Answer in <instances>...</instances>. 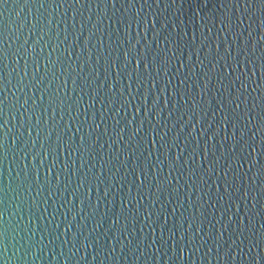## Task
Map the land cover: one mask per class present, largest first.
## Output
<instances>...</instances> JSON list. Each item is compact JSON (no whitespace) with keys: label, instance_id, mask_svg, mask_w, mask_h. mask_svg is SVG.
I'll list each match as a JSON object with an SVG mask.
<instances>
[{"label":"water","instance_id":"95a60500","mask_svg":"<svg viewBox=\"0 0 264 264\" xmlns=\"http://www.w3.org/2000/svg\"><path fill=\"white\" fill-rule=\"evenodd\" d=\"M0 53V264H264L256 0H0Z\"/></svg>","mask_w":264,"mask_h":264},{"label":"snow or ice","instance_id":"6c2138e0","mask_svg":"<svg viewBox=\"0 0 264 264\" xmlns=\"http://www.w3.org/2000/svg\"><path fill=\"white\" fill-rule=\"evenodd\" d=\"M78 2H79V0H78ZM145 2H147V0H145ZM256 2L260 5V8L262 10H264V0H256ZM251 6L252 5L249 4V7H251ZM137 43H139V41H137ZM0 55H3V53H0ZM128 56H129V53H126L125 56H124V59H125L126 63L129 62ZM144 59L145 58L142 55L136 58V64H135V67L133 68V72L136 74L137 78H139V76H140V65H141L142 62H143V71L144 72H147L148 73L150 67H152V68H155L156 67L155 61L144 62ZM128 78L131 79L132 78L131 75H129ZM73 82L75 83V81H73ZM205 87H207V85H205ZM258 88L264 90V83L258 85ZM160 92H161V94H163L164 88H160ZM129 94H131V93H129ZM238 96H239V94L237 93V98H238ZM260 100L262 101V103L259 105L261 111H260V113H258V123H259L260 126L257 128V133L261 134L260 148L261 149H264V96H261L260 97ZM233 102L235 103V101H233ZM0 103H2V101H0ZM125 103H128V101H125ZM155 107H156V104L154 102L152 104V108L154 109ZM235 107H236V109H239L240 108V104L239 103H236L235 104ZM255 107L256 106L254 105V108ZM139 111H140V108L138 107L136 109L137 114H139ZM157 115H159L158 112H157ZM147 116H148V111H145V113H144L145 119L147 118ZM248 117H249V113L247 111H245L242 114V117L240 115H237L234 112V114H233V127L239 126L238 125V122H239V120L241 118L248 119ZM225 119H227V118H225ZM249 122H251V121H249ZM222 123H223V121H222ZM240 136H241V139L243 140L244 133L241 132L240 133ZM4 139H6V138H0V148H2V146H3ZM160 139L161 140H164V137L161 136ZM249 139L252 140V141H255L256 135L253 134ZM81 145H83V138H81ZM249 147H251L252 153H256L257 152V148L254 147V146H252V144H250L248 141H243V144H242V147H241V151H244L245 149H247ZM60 148L63 149L64 151H67L69 149H71L72 152H75V151H83V148L82 147L81 148H74L73 147V145L71 143V138H69V141L67 142L66 145H61ZM49 154H51V152ZM69 155L71 156V152H69ZM45 158H47V157H45ZM251 162L253 164H255V162H253V161H251ZM52 163H53V167H55V161L54 160H53ZM185 163H187V161H185ZM260 172L261 173H264V166L261 167ZM208 174L209 175L211 174V168H209ZM160 187L162 188V187H164V185L162 184V185H160ZM225 191L227 192V188L225 189ZM129 203H131V201H129Z\"/></svg>","mask_w":264,"mask_h":264}]
</instances>
